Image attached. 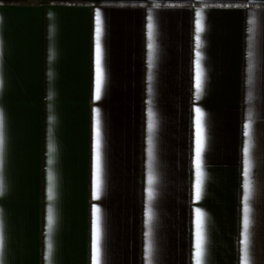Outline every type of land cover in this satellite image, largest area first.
<instances>
[{
  "label": "crops",
  "instance_id": "obj_1",
  "mask_svg": "<svg viewBox=\"0 0 264 264\" xmlns=\"http://www.w3.org/2000/svg\"><path fill=\"white\" fill-rule=\"evenodd\" d=\"M0 264H264V0H0Z\"/></svg>",
  "mask_w": 264,
  "mask_h": 264
}]
</instances>
